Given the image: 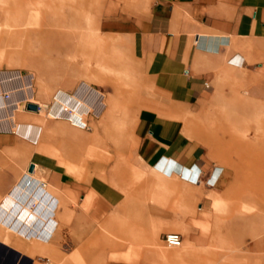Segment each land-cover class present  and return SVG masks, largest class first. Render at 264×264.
<instances>
[{
  "label": "crops",
  "instance_id": "1",
  "mask_svg": "<svg viewBox=\"0 0 264 264\" xmlns=\"http://www.w3.org/2000/svg\"><path fill=\"white\" fill-rule=\"evenodd\" d=\"M126 1L109 0V11L123 2L129 5ZM135 3L148 10L133 35L132 47L142 75L132 129V155L145 172L139 184L133 185L132 170L127 167L113 177L115 182L89 175L85 160L78 157L68 158L67 171L57 157L63 150L55 149L50 133L60 126L68 129L69 117L27 122L17 108L7 114L1 110L0 123L5 125L0 134L7 138L0 140V161L7 164L6 155H11L21 169L34 163L35 170L46 176L40 181L50 206L45 222H53L54 208L58 213L61 202L73 213L66 225L71 236L62 240L71 246L67 256L81 245L80 236L84 240L101 229L98 233L103 235L128 236L133 223H142L140 218L148 230L152 228L148 222L154 224L155 240L175 232L181 234L182 244L210 246L216 224L214 199L225 190L228 172L218 164L198 118L219 86L229 83L224 73L245 68L264 76V0H138L131 4ZM104 24L115 26L113 21ZM75 164L81 167H71ZM20 168L3 173L1 197L15 187L23 172ZM25 197L21 196L22 201ZM3 220L11 222L5 216ZM15 223L24 227L22 220Z\"/></svg>",
  "mask_w": 264,
  "mask_h": 264
},
{
  "label": "bare ground",
  "instance_id": "2",
  "mask_svg": "<svg viewBox=\"0 0 264 264\" xmlns=\"http://www.w3.org/2000/svg\"><path fill=\"white\" fill-rule=\"evenodd\" d=\"M85 6L84 0H0V57L6 58L11 63L10 65L13 64V61L16 63L32 61L33 63L34 60L28 58L30 57L28 50L32 47L35 39L37 44L38 42L41 44L40 48L42 49L47 36L50 38L46 46H51L52 50L57 52V58L53 60L55 62L69 58L71 50L81 48L85 52L83 41H87L85 38L87 34L82 29ZM1 46L5 47L1 48ZM101 59L97 60L104 62V60L108 61L112 58L110 55H104ZM67 61L69 60L67 59ZM83 64L87 65L84 58ZM31 68L34 69L35 64H32ZM76 68L78 69L77 66ZM61 72L66 73L67 71L61 70ZM45 73L47 77L53 78V72L46 71ZM32 77L33 74L23 78L17 72L0 75V95L3 91L10 93L8 99H0V115H2L1 110L3 109L6 114L10 111L13 112L18 106L20 98L32 96ZM257 77L262 79L257 78L246 95L238 98L231 96L228 99L230 106L236 104L237 99H239L237 104L241 106L238 107L241 109V114L238 108L234 110L232 107L227 108L226 121L230 122V127L223 131L225 141L222 139L226 143L230 159L227 164L234 167L235 178L229 187L231 202L223 204V208L219 212L217 211L219 208L216 207V211L222 214L227 211L230 213V209L235 207L233 211L236 210L234 211L236 214L233 212V215H238L239 225L244 222V224L250 225L251 231L249 235L246 232L241 234L236 244L231 242L233 246L229 247L230 251L224 257L226 260L224 264H264V76ZM91 79L94 81L109 80L101 75L93 76ZM19 86L24 87L22 92L18 91ZM100 102V96L89 88L82 87L74 97H68L65 92L59 91L57 92V105L53 106L49 113L53 117H69L79 123L81 116L90 108L95 107L96 110H99ZM127 102L133 108L137 106L131 96L127 98ZM221 107H224L223 104ZM47 108L44 107L43 110L46 111ZM70 109H73L74 113L70 112ZM110 113L105 114L108 121L114 115V112ZM214 120L217 123L221 119ZM8 122L11 125L10 121ZM3 125L0 123V127ZM107 125H105L102 134L95 132L92 135V144L88 145L85 154L81 157L86 159L87 167L90 163L96 167L110 165L125 151L126 147L121 141L123 133L121 135V132L110 130ZM212 130L219 131L216 127ZM25 134L28 135L27 132ZM50 134L55 141L52 142L55 149L63 150L64 154L83 146L84 139L82 137L69 136L63 127L51 130ZM233 156V159L237 161L231 159ZM59 163L65 166L67 171L70 169L66 154L63 159H59ZM29 166L18 178L15 187L6 195L0 196V207L3 210L0 211V244L2 245L0 247V264H34L35 255L55 259L59 262L58 264H105L103 260H100L102 258L99 259L89 249L84 252L81 248H77L69 256L62 253L59 244L67 234V226L63 221L60 222V215L55 212V208L52 216L53 222H45V216L46 213L49 214L50 206L42 191L45 187L40 184V181H43L46 176L42 177L37 168L36 170L34 168L33 172H29ZM47 190L54 192L50 188ZM225 194L227 195L226 192ZM21 196H26L25 202L22 201ZM214 200L219 204L225 198L217 197ZM30 202L35 204L30 206ZM61 204L64 203L61 202ZM64 212L67 219L70 216V209L66 204H64ZM2 213L11 222H5L4 216L1 217ZM16 220H22L24 227L17 226ZM30 220H37L38 223ZM216 240L217 237L210 246H217ZM248 240L251 242L247 243ZM209 248L208 246L206 249L210 251ZM252 251L261 253H257L259 256L250 255ZM157 252L161 258H170V262L193 257L190 256L191 252L187 251L185 246L176 251L159 247Z\"/></svg>",
  "mask_w": 264,
  "mask_h": 264
},
{
  "label": "rangeland",
  "instance_id": "3",
  "mask_svg": "<svg viewBox=\"0 0 264 264\" xmlns=\"http://www.w3.org/2000/svg\"><path fill=\"white\" fill-rule=\"evenodd\" d=\"M84 1L86 6L84 18L82 20V29L85 30V34H87L85 36L87 41H83V48H85V52L82 51L81 48H79V50H71L69 58H67L69 61L66 62L67 59H62L55 62L53 60L57 58V52L52 50L53 48H51V46H46L50 37H46V47L42 45V49L40 48L41 44H39V42L37 44L35 39L32 47L28 50V54L30 56L28 57L29 60H34V62L24 61L22 63H16L13 61V64L10 65L11 63H9L6 58L0 57V75L8 72H17L19 76L27 78L33 74V77L31 78L32 96L30 98H20L18 100V106L16 107L18 110L17 112L22 113L21 118H23V121L27 122L36 121L37 118H42L45 122L48 118L61 120V118L57 117L62 116L53 117L49 113V110L53 108V106L57 105V92L59 91L65 92L68 97H74L76 96L78 90L84 87L89 88L95 94L99 95L101 99V108L96 110L97 108L94 107L85 112L80 119L83 120L81 122L82 124H79L72 119L69 121L66 120V124L69 126L68 129H66L68 131V135L82 137L84 142L82 147L70 150L68 153L65 152V154L67 158L83 157L82 155L85 154V150L88 145L92 144V135L95 132L102 134L105 130V125L108 124L107 127L110 130H114L115 132L117 131L118 133L121 132V135L123 133L121 141L126 147L125 151L120 158L114 159L115 162L110 163V165L96 167L90 163L88 167L85 165V171L89 175L98 174L106 178L108 177L115 182V178L113 177L118 175V173L123 172V170L127 167L132 170L130 178L133 185L136 186L144 179L142 176H144L145 172L141 167H138V162L135 156L132 155V145L134 144L132 129L137 121V97L142 89L141 70L139 63L134 56L132 47L133 35L146 18L148 10L144 8V5L138 6L136 3L131 4L138 0H128L130 2L129 5L128 3L123 2L113 11H109V0ZM107 21H113L115 26H107L104 24ZM4 47L5 46H1V48ZM49 50L50 52H48ZM90 51L93 52L91 53ZM83 52L84 54L82 56ZM104 55H110L112 59H109L108 61L104 60V62L97 60L101 59ZM81 57L84 58V62H87L86 66L83 64V58ZM32 64H35L34 69L31 68ZM73 65H76L78 69L76 66L72 67ZM61 70H66L67 72L63 73ZM46 71L53 72L52 79L47 77V74L45 73ZM40 73L41 76H39ZM96 75H101L109 80H92L91 78ZM224 75L226 79L228 78L229 83L219 86L218 92L207 104L204 114L198 118V123L203 131L204 138L218 156V164L221 167H224L228 172L226 188L219 196L225 198V200H223V202L221 201L219 204L215 202V209L216 207L219 208L217 210L218 212L221 211V208H223V204L226 205L231 202L229 187L235 178L234 167L227 164L230 162V159L228 158L229 155L227 153L226 143L224 142L225 138L223 131L230 127V122L226 121L227 108L232 107L234 110L241 106L237 104V100L239 99L235 101L236 104L234 103V105L231 106L229 105L228 99L231 96L238 98L246 95L250 88L253 87V82L257 78L262 79L261 77H257L262 74H257L255 72L248 73L245 68L240 70H230L229 72L224 73ZM23 88V86H19L18 91L22 92ZM1 94L0 98L4 99H8L10 96L8 91H3ZM130 96L136 102L137 106L135 108L129 106V103L127 102V98ZM28 104L38 105V110H29ZM222 104L224 107H221ZM44 107H48L46 111L43 110ZM238 111H240L239 113L241 114L240 108H238ZM70 112L74 113L73 109H70ZM107 112H114L113 117H111L109 121L108 117H105ZM214 119L221 120L215 123ZM215 127L219 131L214 132L212 129ZM60 128H62V126H60L59 129ZM6 135L1 133L0 140L7 138ZM13 136V139L18 142L19 146L23 145L20 137L15 134H13ZM222 139H224V141ZM214 145L215 147H213ZM65 154L63 151L62 154L57 155V157L59 159H63ZM6 158L8 159L6 161L7 164L2 160L0 161V180L6 169H13L15 167L20 168L17 162L14 163L13 160H11V155H6ZM233 158L234 156L231 157L232 160H234ZM84 160L86 162L85 158ZM9 162H12V165H9ZM28 162H30V160L27 162L23 161L22 164L27 165ZM71 167L78 169L81 165L79 166L75 164L71 165ZM20 171L24 172L25 167L23 169L20 168ZM140 173H143V175H140ZM19 177L20 175L18 178ZM234 208L235 207H232L230 209V213L227 211L222 214L216 211V224L213 240L217 237V246H215L216 248L209 246L210 251L206 248H195L191 243H183L179 247H169L160 235H158L155 240L154 235L156 232L153 228L154 224L151 221L148 222V227H152L148 230L146 229L145 221L142 218H140L142 223L135 222L131 225V233L128 236L124 235L121 237H114L108 233L103 235L102 233H98L104 230L101 229L97 230L98 232H92L91 235H89V237H85L86 239L84 240L80 236L79 239L82 243L78 248H81L84 252L89 249L94 255L98 256L99 259L102 258L100 260H103L105 264H224L226 261L224 257H226V254L230 251L229 247H232L233 243H237L241 234L243 235V233L246 232L247 235H249V232L251 231L250 225H246L244 222L242 225H239V222L237 221L238 215H233V212L236 211H233ZM234 214H236V212H234ZM58 215H60V222L63 221L65 225H67L73 213L70 210V216L66 219L64 204H60ZM4 229L7 231L6 228ZM66 231L67 234L65 236L68 238L71 236L70 230ZM133 242H135L136 245H132ZM231 242L233 243L231 244ZM250 242L251 241L248 240L247 243ZM62 244L61 240L59 248L62 253L67 256L66 254L71 246H68V244ZM1 246L2 245L0 244V247ZM183 246L187 248V251L191 252L190 256L193 257L176 259L175 261L170 262V258H161V255L157 252L159 247L170 251H176L179 248L181 249ZM257 253L261 252L252 251L250 252V255L259 256ZM33 262L34 264L59 263L55 259H49L48 257L40 255H35Z\"/></svg>",
  "mask_w": 264,
  "mask_h": 264
},
{
  "label": "built area",
  "instance_id": "4",
  "mask_svg": "<svg viewBox=\"0 0 264 264\" xmlns=\"http://www.w3.org/2000/svg\"><path fill=\"white\" fill-rule=\"evenodd\" d=\"M163 240L169 247H179L182 244V236L180 233H167L164 235Z\"/></svg>",
  "mask_w": 264,
  "mask_h": 264
},
{
  "label": "water",
  "instance_id": "5",
  "mask_svg": "<svg viewBox=\"0 0 264 264\" xmlns=\"http://www.w3.org/2000/svg\"><path fill=\"white\" fill-rule=\"evenodd\" d=\"M28 109L37 111L38 110V105H36V104H28ZM34 168H35V164L32 163L29 166V172H33L34 171Z\"/></svg>",
  "mask_w": 264,
  "mask_h": 264
}]
</instances>
